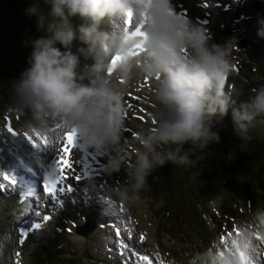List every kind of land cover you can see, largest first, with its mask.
<instances>
[{
    "label": "clouds",
    "instance_id": "1",
    "mask_svg": "<svg viewBox=\"0 0 264 264\" xmlns=\"http://www.w3.org/2000/svg\"><path fill=\"white\" fill-rule=\"evenodd\" d=\"M43 3L47 12L36 0L24 10L37 18V31L43 35L27 42L32 50L28 66L11 83V107L24 113L28 126L38 131L53 120L75 127L86 147L105 154L107 175L125 172V182L113 189L118 200H138L148 178L169 162L194 165L197 149L219 142L214 128L229 112L239 138H247L256 117L264 116V86L239 104L225 90L232 69L229 42L235 37L224 44L210 43V31L176 12L172 0ZM129 10L137 24L144 21L147 33L146 51L136 63L155 81V127L136 134L138 147L131 152L121 146L126 89L119 83L130 78L134 57L128 53L138 43L120 23ZM73 18L81 23L74 24ZM260 24L257 35L264 38V18ZM77 40L82 46L74 53ZM117 54L121 59L109 74ZM81 56L92 63L82 66Z\"/></svg>",
    "mask_w": 264,
    "mask_h": 264
},
{
    "label": "snow or ice",
    "instance_id": "2",
    "mask_svg": "<svg viewBox=\"0 0 264 264\" xmlns=\"http://www.w3.org/2000/svg\"><path fill=\"white\" fill-rule=\"evenodd\" d=\"M150 3V0H148ZM206 6V5H204ZM147 7V4H146ZM174 9L177 5L173 4ZM182 8V6H180ZM176 11V10H175ZM177 12V11H176ZM179 14L187 16V9H182L178 12ZM147 12L145 13V21L148 19ZM127 26L134 28L131 31V35L134 37L142 38L140 43L135 45L136 49L141 51H146L143 45V41L147 39V33L142 30L144 29V21L140 24H133L132 11L129 10L127 13V19L124 21ZM206 23V21H205ZM130 56H137L139 53L137 51L129 50ZM120 55L117 54L112 58V67L109 68V74H111L119 60ZM147 81V77H145ZM123 83V80H121ZM129 96L133 100H139L140 97H134L131 93ZM127 108L133 110L134 105L130 102H126ZM128 113L125 112L124 116L127 117ZM143 119V117H139ZM62 127L61 124L57 123L52 131L57 132L54 138H50L48 135H42L36 129H33V133L29 134L28 131L18 132L13 129L11 123L7 125V133L12 137L23 136L35 149H51L54 152L52 163L45 171L43 179L36 189L39 195L35 196V203L32 208L31 213L27 217L30 222L23 223L18 231L20 234L19 244L23 245L25 239L34 230L40 229L43 224L47 223L53 218V215L58 213L63 209L65 202L70 198L75 200L83 201V203L88 204L90 202H103L107 208V212L113 221H110L108 225H101V227H109L113 229L117 237L121 236L123 231L127 235L129 241L132 240L134 231V221L129 216L125 218L123 215L125 213V208L122 204L116 205L115 201L108 198L102 191H98L92 196L87 195V189H84L86 196L83 200L73 197L71 194L80 191L79 182H81L85 177H87L91 172H93V167L87 156H80L79 158L74 157V149L78 145V131L75 127H72L69 131L63 132L62 136L59 134V129ZM74 164L81 165V171L77 172L73 167ZM72 179L76 184H69L67 181ZM3 181H8L9 183L5 185L0 183V191L7 188L8 191L12 192L18 186V181L15 175H10L9 173H4ZM106 185L103 181L100 182V189H103ZM29 195H33L29 193ZM45 208L47 211H45ZM43 213V215H42ZM35 216L37 220L31 221V217ZM72 227H67L63 231L71 232L72 228L75 227V222H69ZM261 230H264V216L260 217V223L257 225V230H253L251 225L233 223L232 229L227 231H222L218 240L216 241L215 247L217 249L222 248L223 250L217 253L219 259L215 256L211 261H206L205 264H264V235L261 234ZM255 241V242H254ZM145 242V234L141 233L139 236L138 243L143 245ZM117 246L120 250L122 256H127V251L130 250L132 257L135 259L132 264H141V262H146V264H152V259L157 261V264H165V261L160 258L159 253H148L141 254L135 251L130 244L125 243L123 239L117 241ZM147 252V250H144ZM231 258L227 262L224 261L225 254ZM15 256L19 257L20 253L17 251ZM150 256L152 259H150ZM19 264V261H17ZM127 264V262H125ZM189 264H196V261H190Z\"/></svg>",
    "mask_w": 264,
    "mask_h": 264
},
{
    "label": "bare ground",
    "instance_id": "3",
    "mask_svg": "<svg viewBox=\"0 0 264 264\" xmlns=\"http://www.w3.org/2000/svg\"><path fill=\"white\" fill-rule=\"evenodd\" d=\"M191 1H194V2H196L195 0H191ZM181 2H183V4L184 5H186V6H188L189 5V2L188 1H186V0H181ZM192 9H194V7H190V11L192 10ZM19 123V122H18ZM62 130L63 129H60L59 130V132L61 133L62 132ZM45 151H46V149H44ZM49 151H51V149H48ZM104 168H101V169H99L98 171H96V173H98V174H102V170H103ZM98 182L100 183V180H98ZM79 188L81 189V188H86V189H88L89 188V184H88V180L86 181V180H84V182H81V183H79ZM101 191H103V190H105V187L103 188V189H100ZM20 201V200H19ZM14 204V203H13ZM16 207H22V203H18L17 205H16ZM89 211V210H88ZM91 211H92V209H91ZM91 211H89L88 213L87 212H81L80 213V216H76V215H74L73 217H71L72 219L73 218H76L77 219V222L78 223H82L83 222V220L81 219V215H84L83 213H86V214H88L87 216H85V219L87 218V217H89V214H90V216H92L93 217V215H95L96 216V214L95 213H93V212H91ZM35 217V216H34ZM138 219H139V227L141 228V229H146L147 230V232H148V238L146 239V244H148V243H150V240H149V231H150V227H148V226H146V224H145V219H144V217L143 216H141V215H139L138 216Z\"/></svg>",
    "mask_w": 264,
    "mask_h": 264
},
{
    "label": "rangeland",
    "instance_id": "4",
    "mask_svg": "<svg viewBox=\"0 0 264 264\" xmlns=\"http://www.w3.org/2000/svg\"><path fill=\"white\" fill-rule=\"evenodd\" d=\"M207 154H208V153H207ZM211 164H212V162H211L207 167H205V168H203V169H199V170H205V169H208V168L211 166ZM165 180L167 181V187H168V186H169L168 183L170 182L171 179L168 177V178H164V179H163V181H165ZM88 184H89V188H90V183L88 182ZM89 188H88V189H89ZM176 191H177V190H176ZM173 197L176 198L175 193L173 194ZM141 200H143V199H141ZM183 211H184V209H183ZM235 212H236L237 214H239L238 211L235 210ZM187 213H189L188 210H187ZM83 214H84L85 216L88 215V214H86V213H83ZM73 219H74V220H77L76 218H73ZM123 240L126 242V238H125V237H123Z\"/></svg>",
    "mask_w": 264,
    "mask_h": 264
}]
</instances>
